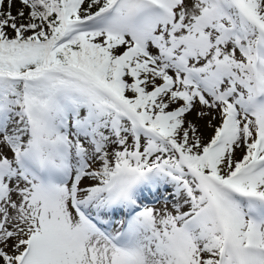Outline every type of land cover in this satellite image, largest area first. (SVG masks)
<instances>
[{
	"label": "snow or ice",
	"instance_id": "obj_1",
	"mask_svg": "<svg viewBox=\"0 0 264 264\" xmlns=\"http://www.w3.org/2000/svg\"><path fill=\"white\" fill-rule=\"evenodd\" d=\"M0 264H264V0H0Z\"/></svg>",
	"mask_w": 264,
	"mask_h": 264
},
{
	"label": "rangeland",
	"instance_id": "obj_2",
	"mask_svg": "<svg viewBox=\"0 0 264 264\" xmlns=\"http://www.w3.org/2000/svg\"><path fill=\"white\" fill-rule=\"evenodd\" d=\"M13 12H15V8H13Z\"/></svg>",
	"mask_w": 264,
	"mask_h": 264
}]
</instances>
